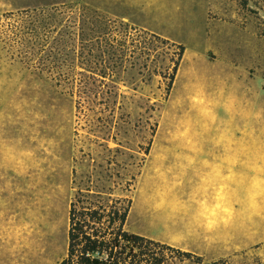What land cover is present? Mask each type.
I'll return each mask as SVG.
<instances>
[{"label":"rangeland","instance_id":"374dc122","mask_svg":"<svg viewBox=\"0 0 264 264\" xmlns=\"http://www.w3.org/2000/svg\"><path fill=\"white\" fill-rule=\"evenodd\" d=\"M60 4L107 26L90 36L108 39L106 52L94 41L79 61L97 79L107 65L114 96L106 106L94 86L68 93L0 40V264H59L76 188L120 195L127 183L126 229L158 243L143 264H264V0H0V18ZM151 33L182 45L180 59ZM229 134L252 168L215 203L186 149Z\"/></svg>","mask_w":264,"mask_h":264},{"label":"trees","instance_id":"16d2710c","mask_svg":"<svg viewBox=\"0 0 264 264\" xmlns=\"http://www.w3.org/2000/svg\"><path fill=\"white\" fill-rule=\"evenodd\" d=\"M68 8L73 9L63 11ZM79 10L89 9L60 4L4 14L0 18V40L13 59L45 74L58 85L63 83L68 93H86L93 90L92 86L96 87L101 103L108 106L114 96L110 94L113 86L104 80L105 70L109 67H101L99 72L103 79H97L93 74H97L95 70L98 69H93L91 61H79L83 51L91 58L92 51L96 49L94 41H102L103 52H106L108 39L90 36L98 31L106 33L107 26L96 27L92 21L81 23ZM151 36L178 47L180 59L184 51L182 45L153 33ZM177 66L178 60L169 77L167 92L172 86ZM95 188L77 187L70 199L67 250L59 264H143L153 250L150 245L158 243L131 233L125 227L132 205L130 183H127L126 193L120 195H115L110 187L107 191ZM166 248L176 250L182 258L195 257L187 251ZM195 258L202 260L199 256Z\"/></svg>","mask_w":264,"mask_h":264},{"label":"crops","instance_id":"0c3cea01","mask_svg":"<svg viewBox=\"0 0 264 264\" xmlns=\"http://www.w3.org/2000/svg\"><path fill=\"white\" fill-rule=\"evenodd\" d=\"M220 18L228 25H235L237 20L236 13L226 10L222 11ZM234 135L188 141L187 170H191L193 176L201 177L202 187L207 188L211 202L217 203L220 195L231 194L236 188L240 189L243 169L252 168L250 162L243 164V140ZM256 163L254 160V168Z\"/></svg>","mask_w":264,"mask_h":264}]
</instances>
